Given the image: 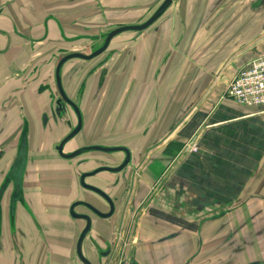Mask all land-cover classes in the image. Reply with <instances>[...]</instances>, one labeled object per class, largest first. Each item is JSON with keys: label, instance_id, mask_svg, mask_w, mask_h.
Instances as JSON below:
<instances>
[{"label": "crops", "instance_id": "1", "mask_svg": "<svg viewBox=\"0 0 264 264\" xmlns=\"http://www.w3.org/2000/svg\"><path fill=\"white\" fill-rule=\"evenodd\" d=\"M213 1L177 0V13L141 43L114 52V78L89 114L99 129L111 120L113 139L136 147L146 162L136 176L159 181L151 209L136 224L124 219L126 264H264V108L221 98L235 72L264 54V8L222 0L207 25ZM35 2L16 0L14 13L39 25ZM205 27L212 34H200ZM152 121L161 130L150 148ZM168 143L169 174L150 173L149 161L168 162Z\"/></svg>", "mask_w": 264, "mask_h": 264}, {"label": "flooded vegetation", "instance_id": "2", "mask_svg": "<svg viewBox=\"0 0 264 264\" xmlns=\"http://www.w3.org/2000/svg\"><path fill=\"white\" fill-rule=\"evenodd\" d=\"M15 1L0 0V262L126 264L124 219L136 224L151 209L159 181L146 183L136 176L146 163L135 154L136 147L113 139L111 120L98 129L89 114L97 112L96 98L116 73L114 52L120 56L141 43L148 27L177 13L171 10L177 0H139L131 11L137 14L112 27L106 22L118 17L117 6L128 0H37V9L43 10L39 25L14 13ZM30 3L36 5L35 0ZM155 5L146 17L145 11ZM161 10L147 28L124 30L130 31L120 36L125 48L112 45L122 31L93 55L114 29L140 25ZM72 54L79 56L68 58ZM80 118L81 129L62 146L64 154L77 152L67 158L59 146ZM88 119L94 131L86 141L80 137ZM156 123L147 126L154 131L150 148L161 130ZM171 144L164 149L168 162L149 161L150 173L169 174ZM113 147L126 151L107 150ZM127 151V165L119 172L109 170L123 163Z\"/></svg>", "mask_w": 264, "mask_h": 264}, {"label": "built area", "instance_id": "3", "mask_svg": "<svg viewBox=\"0 0 264 264\" xmlns=\"http://www.w3.org/2000/svg\"><path fill=\"white\" fill-rule=\"evenodd\" d=\"M221 98L247 108H264V54L251 58L235 72Z\"/></svg>", "mask_w": 264, "mask_h": 264}, {"label": "rangeland", "instance_id": "4", "mask_svg": "<svg viewBox=\"0 0 264 264\" xmlns=\"http://www.w3.org/2000/svg\"><path fill=\"white\" fill-rule=\"evenodd\" d=\"M47 1V0H46ZM139 0H128L127 2H125V3H123V4H121V5H119V6H117L118 7V14H117V16L118 17H114V19L111 21V23L109 22V21H107L106 22V24H110L111 25V27L112 26H114V25H117L118 23H120L121 21L120 20H122V19H124V18H129L130 16H132V15H136L137 13H131V11H132V8H134V7H138V5L136 6V4L135 3H137ZM205 1H207V0H200V4L202 5ZM231 1H234V0H231ZM215 2V0L210 4V6H209V8L205 11V14L206 15H209V16H211L209 19H208V21H207V25H210L211 23H212V19L213 18H215V17H213V15H214V13H217V8H218V6L220 5V3L221 2H219V3H216L215 5H213V3ZM113 3H115V2H113ZM157 8V5H155V6H153L151 9H149L148 11H145V16L147 17V16H149L155 9ZM133 11H135V10H133ZM84 12H82L81 14H83ZM121 18V19H120ZM123 21V20H122ZM80 23H82V22H80ZM153 26L154 25H151L150 26V28H153ZM149 28V27H148ZM130 31H127V32H123V33H120V35H118V37L116 38V45H119V44H121L122 43V41H123V36L122 37H120L121 35H124V36H126V34L127 33H129ZM147 32V31H146ZM212 32H213V29H211V30H208V29H206V27L202 30V33H200V34H205V35H209V34H212ZM102 37V36H101ZM121 39H122V41H121ZM125 39V38H124ZM162 41V39L159 41V42H161ZM102 42V38H100V42L99 43H101ZM115 42H113V44H115ZM159 42H157V43H155V44H157L158 46H159ZM154 44V45H155ZM161 44H163V42L161 43ZM160 44V45H161ZM112 74V73H111ZM111 77H113L114 78V74H112V75H110V78ZM94 78V77H93ZM92 78V79H93ZM91 79V80H92ZM112 79V78H111ZM99 102H102V98H99L98 100H97V103H99ZM93 124H92V121L90 120V119H88V122L86 123V126H85V128H84V130H83V134H82V136L80 137V139H83V138H85V140L86 141H89L90 139H89V136H90V134H91V132H93L94 130H93ZM99 129V128H98ZM98 132H99V130H98ZM101 132H102V130H101ZM117 136H119V135H117ZM70 148H72V147H74V145H72V146H69ZM144 166H145V164H144ZM33 224H34V227H35V231H36V233H37V235L39 236V237H41L42 239H44V231L41 229V228H39V226L37 225V223H35L34 221H33Z\"/></svg>", "mask_w": 264, "mask_h": 264}, {"label": "water", "instance_id": "5", "mask_svg": "<svg viewBox=\"0 0 264 264\" xmlns=\"http://www.w3.org/2000/svg\"><path fill=\"white\" fill-rule=\"evenodd\" d=\"M222 0H215V2L213 3V5H215L216 3H219L221 2ZM258 3V8H264V0H257L256 1ZM262 6V7H261ZM163 10L161 11H158L155 15H153L152 17H150L148 20H146L144 23L140 24V25H133V26H122V27H119V28H116L114 29L113 31H111L108 36L106 37L105 39V42L103 44V46H101L93 55L95 54H99L100 52H102L104 50V48L108 45V43L110 42V40L115 36L117 35L118 33L124 31V30H127V29H135V30H139V29H145L147 28L149 25H151L162 13ZM79 56L78 54H72V55H69V57H72V56ZM86 57V56H84ZM66 59V58H65ZM64 59V60H65ZM81 126H82V120L80 118L79 120V123H78V126L64 139V141L62 142V144L59 146V150L61 152V154L67 158L69 157H73L77 152H74L72 154H64L62 152V146H63V143L66 142L68 139L72 138L80 129H81ZM93 148V147H91ZM98 149H101L100 147H97ZM124 149L126 151V148L124 147H113V148H109L107 150H112V151H116V150H122ZM128 152V151H127ZM129 159H130V154L128 152L125 160L123 161L122 164H120L119 166H114V167H110L108 168L109 170H111L112 172H119L121 171L126 165L127 163L129 162ZM101 168H98L96 171H99ZM86 174H84L83 176H85Z\"/></svg>", "mask_w": 264, "mask_h": 264}, {"label": "trees", "instance_id": "6", "mask_svg": "<svg viewBox=\"0 0 264 264\" xmlns=\"http://www.w3.org/2000/svg\"><path fill=\"white\" fill-rule=\"evenodd\" d=\"M171 145H173V143Z\"/></svg>", "mask_w": 264, "mask_h": 264}]
</instances>
